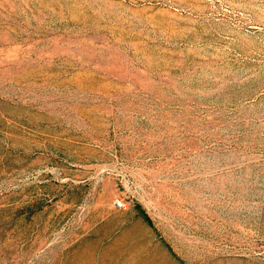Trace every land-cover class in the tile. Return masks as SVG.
Returning a JSON list of instances; mask_svg holds the SVG:
<instances>
[{"label": "rangeland", "instance_id": "374dc122", "mask_svg": "<svg viewBox=\"0 0 264 264\" xmlns=\"http://www.w3.org/2000/svg\"><path fill=\"white\" fill-rule=\"evenodd\" d=\"M0 264H264V0H0Z\"/></svg>", "mask_w": 264, "mask_h": 264}, {"label": "built area", "instance_id": "2783aa9c", "mask_svg": "<svg viewBox=\"0 0 264 264\" xmlns=\"http://www.w3.org/2000/svg\"><path fill=\"white\" fill-rule=\"evenodd\" d=\"M118 205L120 206L121 205V202H118Z\"/></svg>", "mask_w": 264, "mask_h": 264}]
</instances>
